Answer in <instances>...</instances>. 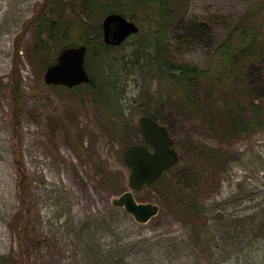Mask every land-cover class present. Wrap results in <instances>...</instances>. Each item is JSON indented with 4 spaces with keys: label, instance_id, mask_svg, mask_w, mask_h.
Instances as JSON below:
<instances>
[{
    "label": "rangeland",
    "instance_id": "obj_1",
    "mask_svg": "<svg viewBox=\"0 0 264 264\" xmlns=\"http://www.w3.org/2000/svg\"><path fill=\"white\" fill-rule=\"evenodd\" d=\"M104 2L0 0V264H264V43L251 69L238 66L226 83L210 79L249 8L264 39V0H179L174 36L185 26L211 28L197 41H167L170 64L202 71L193 105L146 53L134 57L142 36L109 51L112 77L103 79L94 61L97 90L45 82L60 45L44 43L43 19L57 18L58 6L68 41L83 44L104 18H90L86 32V7ZM119 2L142 14L134 0ZM148 112L169 124L181 159L135 191L160 206L139 223L113 200L131 190L123 154L145 142L138 120Z\"/></svg>",
    "mask_w": 264,
    "mask_h": 264
},
{
    "label": "trees",
    "instance_id": "obj_2",
    "mask_svg": "<svg viewBox=\"0 0 264 264\" xmlns=\"http://www.w3.org/2000/svg\"><path fill=\"white\" fill-rule=\"evenodd\" d=\"M134 4L137 5L142 13L139 14V16L137 14L127 12V10L119 9V0H106V2L98 6L90 4L86 7V14L83 15L81 28L85 30L88 20L93 16H96L97 13H99L98 17L101 18L105 17V15L110 12L122 11V14L131 20L137 21V23L140 25L141 29L139 33L133 36L137 39L139 36H142L143 38H141L145 43L143 48L139 47L137 50H134V57L138 58L140 61L142 55L146 53L144 55V59L146 60L145 62L151 63V66L153 67H160V70L164 75H170L174 77L178 83L185 87L187 95L186 97L188 98H186V102H189V104L192 105L194 103L196 104L195 99L193 101L195 96L193 90L198 89L196 86L198 85L197 79L202 76V71L197 66L192 65V63L189 62L170 64L168 61L169 54L167 51V41L168 38L173 35L171 27L175 16L178 15L179 0H134ZM55 9V13L58 14V17L56 18L52 15L45 17L41 22L40 27H42V36L45 37V44L54 42L60 45L58 46V54L59 51L65 46L76 45V43L68 41L69 25L61 21V15L59 12L57 13L60 8L56 6ZM251 14V9L249 8L241 18L238 25L239 35L237 36L235 43L233 46H227L225 48L227 51L224 52L221 57L224 62V67L221 73H219V75L214 74V76L210 78L213 85L226 83L233 80L237 73V69L239 68L238 66H248V68L251 69L257 61L261 60L263 48H261L260 45H263L264 39H259L258 34H256L252 25L250 24L249 17ZM210 30L211 28L208 25H202L200 27H193L190 25L184 27V32H181L177 36H173L179 41H197L202 33L207 31L209 32ZM85 31L88 32L90 30ZM262 35L264 37V32H262ZM238 38H240L239 44ZM83 42V44L88 46L86 64L92 76L91 82L88 83V85L97 90V79L96 75L91 71L92 65L94 61H97L98 65L100 64V75L103 79L108 76L112 77L114 75L113 69L114 67L116 68V66H114V64L113 66L109 65L111 68L113 67L111 70L107 65V61L111 62L109 51L114 46L107 44L104 41L102 36V28L100 26L98 27L97 32H95L93 38L87 36ZM40 47L41 45H38V48ZM202 78L208 79L206 77ZM112 86L114 85L109 87L110 90ZM145 115L151 116L155 120L160 121L169 129L171 133V127L166 122V120H163L162 116L158 112H148L145 113Z\"/></svg>",
    "mask_w": 264,
    "mask_h": 264
},
{
    "label": "water",
    "instance_id": "obj_3",
    "mask_svg": "<svg viewBox=\"0 0 264 264\" xmlns=\"http://www.w3.org/2000/svg\"><path fill=\"white\" fill-rule=\"evenodd\" d=\"M103 38L107 44L118 46L131 36L139 33L140 25L120 12H110L103 18ZM88 46L68 45L62 48L56 60L49 64L45 72L48 85H62L74 88L91 82L87 68ZM145 142L128 146L123 158L130 168L131 190L123 192L113 200L117 207L124 208L139 223H147L160 212L154 202L139 201L135 191L158 183L164 175L180 162L169 129L151 116L143 115L138 120Z\"/></svg>",
    "mask_w": 264,
    "mask_h": 264
},
{
    "label": "bare ground",
    "instance_id": "obj_4",
    "mask_svg": "<svg viewBox=\"0 0 264 264\" xmlns=\"http://www.w3.org/2000/svg\"><path fill=\"white\" fill-rule=\"evenodd\" d=\"M2 17H3V14L0 13V21H1V18H2ZM4 49H5V48H4V44L2 43L1 46H0V52L3 51ZM0 65H2V64H1V59H0Z\"/></svg>",
    "mask_w": 264,
    "mask_h": 264
}]
</instances>
